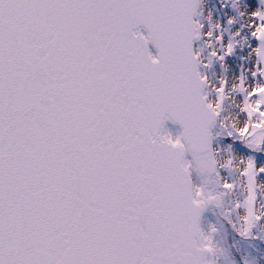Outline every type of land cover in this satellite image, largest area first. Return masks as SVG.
I'll return each mask as SVG.
<instances>
[{"label": "snow or ice", "instance_id": "6c2138e0", "mask_svg": "<svg viewBox=\"0 0 264 264\" xmlns=\"http://www.w3.org/2000/svg\"><path fill=\"white\" fill-rule=\"evenodd\" d=\"M199 2L0 0V264H217L216 229L205 233L200 216L218 197L191 170L220 175L211 126L229 81L212 85L209 101L200 66L223 61L234 44L207 60L194 50L205 34ZM260 5L246 23L258 41L253 76H264ZM246 81L242 72L246 123L227 134L264 151V83ZM168 119L182 125L178 135ZM240 163L248 184L240 233L249 236L264 218L256 210L264 166L252 156ZM220 166L233 167L232 158Z\"/></svg>", "mask_w": 264, "mask_h": 264}, {"label": "rangeland", "instance_id": "374dc122", "mask_svg": "<svg viewBox=\"0 0 264 264\" xmlns=\"http://www.w3.org/2000/svg\"><path fill=\"white\" fill-rule=\"evenodd\" d=\"M225 1L230 2L232 7L235 8L236 17L229 10H225V17L220 18L216 14L211 0L200 1L198 10L201 15L197 16V19H200L204 24L202 32L205 34L201 36L200 43L198 45L199 50L203 49L201 55L205 60H207L208 54L213 48L216 49L217 52H223L230 39L234 44V50L230 55L226 56L223 61L213 57L209 66L205 67V65L202 64L200 67L202 71L207 73L209 81H211V83L206 86L205 91L208 93L209 101L213 103L216 101L217 93L212 85H218L221 78H225L229 81L228 87L225 89L222 111L218 117V123H216L217 126L221 125L225 127L226 124H229V121H238L239 127H242L245 125L247 120L245 112L241 110L243 106L241 101L243 100L245 94L240 90V86L234 87L233 82L235 81L236 84H240V76L243 72L248 76V81H246V83L249 85H254L258 79L263 83L262 80H264V76L261 77L259 74L257 76L252 75L256 68V57L254 53H252L251 47H254L257 44V40L256 38L251 37L250 28L247 26V22L244 19L246 12L249 13L261 5L260 0ZM229 17L233 18L231 24L228 22ZM217 21L219 22L220 27L215 31H212L213 36H207V31H209V29H211ZM221 31L224 32V39L218 40L216 37ZM245 36L249 37V41L245 39ZM209 41H211V43H209ZM225 128L234 130L235 127L229 124V126ZM166 130H170L173 135H178L180 133L178 128L171 125H168ZM214 145L213 155L218 161L217 168L220 175L217 176L215 172L213 175H210L214 176L215 179L210 181L206 180L205 183L202 176L204 173L193 167L191 172L194 175L193 177H195L194 184L203 185L207 191L216 195L214 187L212 188L213 183H216V181L219 180L221 181V186H223V181L227 180L228 177L232 178L231 182L234 183V188L231 191L227 190L224 195L225 202L227 203V206L230 207V210L227 211V208H224V204L226 205V203H223L222 197L218 195L217 201L210 202L205 207V213L201 222V227L204 229L205 233L211 232L213 226L216 227L215 221H217L218 215L216 216L215 214L217 211L221 213V216L227 215L226 217H229L234 229H238V222H243L242 213L247 214V208L243 204V201L248 194L247 179L241 175V168L243 165L240 163L242 167L237 168L234 163L237 158H239V161H241V157L246 159L247 155L243 150L235 146H228L222 140L215 141ZM261 153L262 157L256 160L258 166H264V151ZM229 157L233 160V167H221L220 165L224 163L223 160L228 159ZM256 192V207H264V173L259 174L256 184ZM237 200L242 202L239 208L235 206ZM256 226L258 227L260 236H263L264 238V218H261L257 222ZM211 235L213 236L217 252L215 257L210 256L209 258L215 259L217 264H224L222 259L224 245L219 238L217 231L211 232ZM262 252L264 253V250H262ZM257 264H264V259L258 257Z\"/></svg>", "mask_w": 264, "mask_h": 264}, {"label": "trees", "instance_id": "16d2710c", "mask_svg": "<svg viewBox=\"0 0 264 264\" xmlns=\"http://www.w3.org/2000/svg\"><path fill=\"white\" fill-rule=\"evenodd\" d=\"M213 7L215 9L216 14L220 18H224V11L225 9L229 10L235 17L236 11L235 8L232 7L230 2L225 0H211ZM242 32V30H241ZM258 43V41H257ZM264 83V80H262ZM244 103V98L241 101ZM245 112V111H243ZM247 117V113L245 112ZM227 128L224 126H218L215 131V140H222L228 146L235 145L242 149L247 156H252L256 159L262 157L261 150H253L248 147L246 142L239 138L238 134L233 136H229ZM203 180L206 183V180H214V176H210L208 174H202ZM228 181H232V178H228ZM208 182V181H207ZM213 183V182H212ZM216 192V195L221 196L223 199V203L225 202V194L226 189L221 186V181L217 180L216 183H213L212 188ZM211 188V189H212ZM213 190V189H212ZM224 208H227V211L230 210V207L224 204ZM223 208V209H224ZM216 216L218 215L216 222V231L218 232L219 238L221 239L224 245V252H223V261L224 264H257V258L260 257L264 259V238L260 236V232L258 231V227L256 225L253 226L252 234L249 236L241 235L238 229H234L230 222L229 217L221 216L219 211L216 212ZM215 216V217H216Z\"/></svg>", "mask_w": 264, "mask_h": 264}, {"label": "clouds", "instance_id": "9594fccd", "mask_svg": "<svg viewBox=\"0 0 264 264\" xmlns=\"http://www.w3.org/2000/svg\"><path fill=\"white\" fill-rule=\"evenodd\" d=\"M244 19H245L246 22H248V21L250 20V17H249V15L247 14V12H246V15H245ZM218 24H219V22L217 21V22L212 26V28L209 29V30H210V31H215V30L217 29L216 25H218ZM209 43H211V41H209ZM233 86H234V87H239L240 84H236V82L234 81V82H233ZM226 119H227V118H226ZM229 124H231V125H232L233 127H235V128H238V127H239V122H238V121H236V122L229 121ZM229 124H226L225 127H228ZM225 161H227V159L223 160V162H225ZM234 163H235V166H236L237 168H241V167H242V165L240 164L239 158H237V159L235 160ZM256 210H257V212H259V213H261L262 215H264V207H257ZM247 214H248V213H247ZM247 214H243V213H242V219H243ZM245 227H246V223H245L244 219H243V222H238V231H242Z\"/></svg>", "mask_w": 264, "mask_h": 264}, {"label": "water", "instance_id": "95a60500", "mask_svg": "<svg viewBox=\"0 0 264 264\" xmlns=\"http://www.w3.org/2000/svg\"><path fill=\"white\" fill-rule=\"evenodd\" d=\"M140 30L141 31H144V32H147V28H145L144 26H140ZM197 40H199V39H196V40H194L193 41V48H194V43H195V41H197ZM149 48L151 49V51H153L154 53H156L157 51H158V49L156 48V46H155V44L154 43H152V42H149ZM216 121H217V119L215 120V122L212 124V126H211V134L213 133V129H214V126H215V123H216ZM166 122H170V123H172V124H175L176 126H178L180 129H181V131L183 130V127H182V125L178 122V121H175V120H172V119H168V120H166L165 121V124H166ZM213 134H212V138H211V149H212V154H213ZM187 154L192 158V153L189 151V152H187ZM205 172H207V173H213V172H209V171H205ZM203 212H204V210H203ZM203 212H202V214H201V216H200V220H201V217H202V215H203Z\"/></svg>", "mask_w": 264, "mask_h": 264}, {"label": "bare ground", "instance_id": "6f19581e", "mask_svg": "<svg viewBox=\"0 0 264 264\" xmlns=\"http://www.w3.org/2000/svg\"><path fill=\"white\" fill-rule=\"evenodd\" d=\"M187 159H190L189 157H187ZM194 175L192 174V172H191V177H192V181H193V183L195 182V177H193Z\"/></svg>", "mask_w": 264, "mask_h": 264}]
</instances>
